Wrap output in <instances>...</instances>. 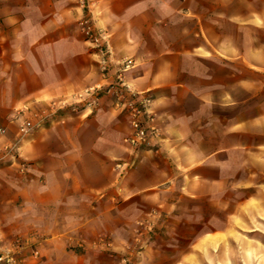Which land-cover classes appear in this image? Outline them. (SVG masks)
Returning <instances> with one entry per match:
<instances>
[{"label": "crops", "instance_id": "crops-1", "mask_svg": "<svg viewBox=\"0 0 264 264\" xmlns=\"http://www.w3.org/2000/svg\"><path fill=\"white\" fill-rule=\"evenodd\" d=\"M229 1L241 10L206 11L221 9L224 0H90L94 23L106 33L110 66L46 67L43 58L30 67V50L44 56L43 1L0 0V88L6 97L0 105L16 107L7 122L0 115V227L5 245L44 237L38 257L23 244V264H117L131 244L115 238L116 254L96 246L108 228L97 220L123 214L116 201L137 195L163 201L174 216L186 215L188 202L227 215L225 225H210L198 208L195 239L166 263L192 255L204 263L203 250L237 230L239 219L264 220V0ZM128 58L133 64L121 67ZM119 76L154 94L157 151L125 143L129 118L106 90ZM91 87L99 88L97 97L78 99ZM74 106L80 113L69 116L68 127L36 129L53 120V112ZM35 107L44 110L37 126ZM26 120L36 127L23 130ZM106 200L112 207H102ZM178 227L173 221L163 232ZM147 251H134V258ZM238 256L247 261L235 250L229 262H239ZM222 258L227 255L215 251L214 261Z\"/></svg>", "mask_w": 264, "mask_h": 264}, {"label": "rangeland", "instance_id": "rangeland-1", "mask_svg": "<svg viewBox=\"0 0 264 264\" xmlns=\"http://www.w3.org/2000/svg\"><path fill=\"white\" fill-rule=\"evenodd\" d=\"M16 1L20 4L24 0ZM42 1L47 22L45 41L43 44L44 56L38 55L36 50H34V52L30 50V67L36 66L38 62L41 63L43 58L45 59L46 67H85L88 62L94 63L97 67L110 66L111 60L109 55L111 51L107 42L106 33L94 23L91 7L88 6L90 0ZM224 1H227V3L221 9L219 7H208L206 11L213 12L220 10L224 14H230L241 10L237 3H234L232 9L230 1ZM253 1L255 5L261 3V0ZM87 21H89L96 30L101 31L105 35L101 39V45L107 48L105 52L101 51L99 46L94 45L91 38L86 34L85 27ZM13 46L15 45L13 44ZM89 53L95 54V57L87 61L86 56ZM129 60L132 61L130 58L125 59L121 67H125ZM132 64L133 61L131 65ZM5 99L4 91L0 88V101ZM1 106L6 108V110L0 111V115L4 117L2 120L7 122L12 113L16 111V107L10 105H0V107ZM80 109L79 107L77 110L65 108V110L53 112V120H46L42 122L40 126L36 125V118L39 112L44 114L43 108L35 107L32 114L33 116L31 117H35L33 122H35L37 126H34L36 129L38 127L63 128V126L68 127L70 125L68 120L69 116H71V114L80 113ZM47 110L50 112L52 111L50 107H47ZM162 202L161 200L156 202L143 200L139 195L116 201V204H121V206L125 208L123 214L118 215L117 213H110L107 217L97 220L100 226L107 224L108 228L104 227L105 231H103L93 243L96 246L105 244L107 253L112 252L115 254L117 250L111 248L115 238L116 240L130 243V247L118 258L117 264H173L171 262L166 263L162 261L166 259H170L169 261H171L173 256H179L181 252L185 250L187 242H192L195 239L197 233L193 232V229H195L199 223L197 221V216L192 214L196 213L198 208L203 210L206 224L214 225L215 223L216 225H225L228 219L227 215L224 213L219 215L211 207L203 205L197 207V204L193 202H188L185 205L186 215L182 216L179 214L174 216L171 212L169 213L163 208L161 205ZM113 203L112 200H106L102 203V207H112ZM228 208L229 206H227L226 210H229ZM173 221L180 227L165 234V232H163L165 225ZM118 225H123L124 229L117 231ZM33 236L37 237L36 240H29V237L22 238L28 240L27 246L38 249L39 254L35 255L38 257L40 255L38 245L44 237L39 235ZM160 236H163L164 240H161ZM159 237L161 244L157 247L153 242ZM213 237V235L206 233V240L213 239ZM152 245H154L153 250L150 249ZM145 249L149 250L146 254L140 256V258L137 256L134 258V251L138 252ZM235 250L238 252V255L242 254L247 256L245 258L247 261L240 262L241 258L238 256L239 262H229V253ZM203 251L204 263L197 256L192 255L189 259H186L180 264H264V220L261 218L239 219L237 230L227 233L215 247L205 248ZM215 251L218 253L223 252L227 255V258H222V261L218 262L214 261ZM200 252L202 251L200 250ZM150 256L152 258H150ZM23 257L25 262L26 255H24V253ZM156 259H158L157 261L159 262H155Z\"/></svg>", "mask_w": 264, "mask_h": 264}, {"label": "built area", "instance_id": "built-area-1", "mask_svg": "<svg viewBox=\"0 0 264 264\" xmlns=\"http://www.w3.org/2000/svg\"><path fill=\"white\" fill-rule=\"evenodd\" d=\"M86 34L91 38L94 45L99 46L100 50L105 52L107 48L101 45V39L105 36L101 31L96 30L93 25L87 21L85 27ZM107 47V46H106ZM132 63L129 60L125 67ZM99 88L91 87L78 96L81 101L87 97H97L100 93ZM102 90V89H101ZM115 95L117 105L122 109V112L129 118L131 132L125 137V143L133 149H150L157 151L154 145L153 136L159 135V126L156 119V113L153 109L154 94L152 91H138L131 88L124 82L123 76H119L116 83L110 84L107 89ZM74 106L72 109L77 110ZM85 112V109L83 110ZM35 125L30 120L23 123V130L27 131ZM5 126L0 122V133H4ZM5 235L0 227V264H23L24 257L22 253L23 244L28 243L27 239L18 238L10 244H4ZM32 253L38 255L37 248H32Z\"/></svg>", "mask_w": 264, "mask_h": 264}]
</instances>
